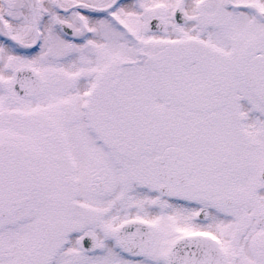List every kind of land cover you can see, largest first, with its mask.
Segmentation results:
<instances>
[{
    "label": "snow or ice",
    "instance_id": "obj_1",
    "mask_svg": "<svg viewBox=\"0 0 264 264\" xmlns=\"http://www.w3.org/2000/svg\"><path fill=\"white\" fill-rule=\"evenodd\" d=\"M0 264H264V0H0Z\"/></svg>",
    "mask_w": 264,
    "mask_h": 264
}]
</instances>
